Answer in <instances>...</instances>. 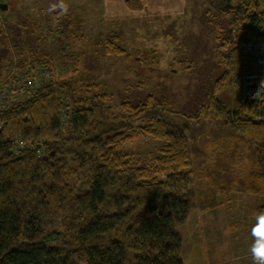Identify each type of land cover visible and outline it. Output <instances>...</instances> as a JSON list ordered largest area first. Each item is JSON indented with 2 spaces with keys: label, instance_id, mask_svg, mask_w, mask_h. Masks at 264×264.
<instances>
[{
  "label": "trees",
  "instance_id": "obj_1",
  "mask_svg": "<svg viewBox=\"0 0 264 264\" xmlns=\"http://www.w3.org/2000/svg\"><path fill=\"white\" fill-rule=\"evenodd\" d=\"M222 4L235 28L218 48L224 71L196 116L153 96L118 111L90 78H77V67L43 58L42 48L20 47L17 61L10 53L0 83V264H184L177 228L193 210L229 201L196 187L193 157L208 149L217 157L199 179L210 176L223 194L264 195V107L243 103L236 80L256 69L243 46L264 39V0ZM116 39L107 40L110 55L125 52ZM139 136L162 141L159 153L120 151Z\"/></svg>",
  "mask_w": 264,
  "mask_h": 264
},
{
  "label": "rangeland",
  "instance_id": "obj_2",
  "mask_svg": "<svg viewBox=\"0 0 264 264\" xmlns=\"http://www.w3.org/2000/svg\"><path fill=\"white\" fill-rule=\"evenodd\" d=\"M234 28L222 0H0V83L9 77L13 52L22 46L42 48L43 58L77 67V78H90L118 111L124 103L137 105L153 96L174 112L196 116L224 71L218 48ZM58 30L71 33V40L56 36ZM112 35L118 37L115 43L123 54L107 52ZM62 45L66 52L61 56ZM235 91L233 101L241 95V90ZM162 145L139 136L120 151L144 158L157 155ZM196 146L206 144L201 145L200 138ZM207 152L208 157L204 153L193 157L196 187L203 195H228L229 201L206 212L193 210L177 228L184 264H255L250 249L256 237L251 230L264 195L223 194L210 176L199 179V170L206 173L217 157L211 149ZM248 152L245 147L243 153ZM239 167L247 173L249 159Z\"/></svg>",
  "mask_w": 264,
  "mask_h": 264
},
{
  "label": "built area",
  "instance_id": "obj_3",
  "mask_svg": "<svg viewBox=\"0 0 264 264\" xmlns=\"http://www.w3.org/2000/svg\"><path fill=\"white\" fill-rule=\"evenodd\" d=\"M243 52L254 56L256 69L236 76L242 90V102H255L264 107V39L256 38L243 46ZM29 80L23 79L22 83Z\"/></svg>",
  "mask_w": 264,
  "mask_h": 264
},
{
  "label": "clouds",
  "instance_id": "obj_4",
  "mask_svg": "<svg viewBox=\"0 0 264 264\" xmlns=\"http://www.w3.org/2000/svg\"><path fill=\"white\" fill-rule=\"evenodd\" d=\"M251 234L256 237L250 249L255 264H264V213L256 217V223L252 226Z\"/></svg>",
  "mask_w": 264,
  "mask_h": 264
},
{
  "label": "water",
  "instance_id": "obj_5",
  "mask_svg": "<svg viewBox=\"0 0 264 264\" xmlns=\"http://www.w3.org/2000/svg\"><path fill=\"white\" fill-rule=\"evenodd\" d=\"M1 8H2L3 10H6L7 6L3 4V5H1Z\"/></svg>",
  "mask_w": 264,
  "mask_h": 264
}]
</instances>
